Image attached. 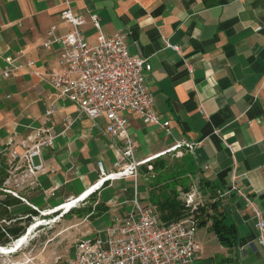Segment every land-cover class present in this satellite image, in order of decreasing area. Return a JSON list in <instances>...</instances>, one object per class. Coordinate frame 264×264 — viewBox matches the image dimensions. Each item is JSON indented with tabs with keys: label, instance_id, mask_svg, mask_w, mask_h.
<instances>
[{
	"label": "crops",
	"instance_id": "obj_1",
	"mask_svg": "<svg viewBox=\"0 0 264 264\" xmlns=\"http://www.w3.org/2000/svg\"><path fill=\"white\" fill-rule=\"evenodd\" d=\"M67 1L85 19L80 29L88 42L94 43L99 33L90 18L95 14L103 33H125L130 54L147 57L151 65L146 84L160 121L169 120L170 132L129 114V132L137 143L133 158L152 156L177 141L199 142L190 152L198 168L191 183L198 185L199 178L208 183L204 199L219 202L234 223L236 242L221 244L210 230L211 221L198 225L207 231L195 234L198 251L189 264H264L258 216L243 196L226 193L235 176L264 219V0ZM65 6V0H0L1 163L7 166L36 128H51L54 134L53 146L41 151L53 172L22 178L19 170L15 186L11 180L4 184L0 167L1 230L31 217L30 204L49 209L82 194L100 177L99 162L105 174L115 171L120 142L103 132L104 120L78 117L76 106L56 96L34 73L59 69V43L44 42L68 31L60 18ZM50 26H55L52 36L47 34ZM7 56L13 58L12 73L4 77ZM30 60L34 65L26 68ZM49 107L53 112L46 115ZM65 118L74 119L67 129ZM9 139L13 144L7 146ZM131 184L129 177L104 181L97 190L104 208L82 219L95 215L94 224L108 215L107 225L115 214L124 215L131 208ZM112 187L117 191L112 193Z\"/></svg>",
	"mask_w": 264,
	"mask_h": 264
},
{
	"label": "built area",
	"instance_id": "obj_2",
	"mask_svg": "<svg viewBox=\"0 0 264 264\" xmlns=\"http://www.w3.org/2000/svg\"><path fill=\"white\" fill-rule=\"evenodd\" d=\"M65 3L60 18L68 26V31L44 42L45 46L52 41L59 43V69L44 74L34 70V73L53 88L56 96L72 102L76 106L78 117L103 119V132L120 142L115 148V171L105 174L99 162L100 177L82 194L95 192L104 181L121 177L133 180V193L131 208L124 215L115 214L100 233H87L78 238L68 257L63 260L61 256H54L52 264H189L198 251L195 234L199 220L196 214L205 204L201 189L193 182L188 190L180 191L178 198L183 204L185 214L180 219L163 223L154 207L144 204L138 197L137 181L142 164L167 153H178L181 148L193 153L199 142L177 141L152 156L141 160L133 158L137 143L129 132V114H136L144 123L158 124L167 133L170 132V122L160 121V115L154 108L153 94L146 84L147 73L151 70L148 58L130 54L125 33H103L95 14L90 18L99 33L94 43L88 42L80 29L85 19L72 11L67 0ZM54 29L55 26H50L47 34L52 36ZM167 46L179 49L176 45ZM5 61L8 66L2 71V75L8 77L12 73L10 65L13 58L7 56ZM33 65L31 60L25 64L26 68H32ZM52 112V107L45 110L46 115ZM73 120L65 118L64 129H67ZM53 138L51 128H36L32 136L21 141V152H14L12 159L7 161V166H3L0 159V167L6 174L4 184L11 180L18 186L19 170H23L22 178L42 172H53L41 158L42 149L53 146ZM12 144L13 141L9 139L7 146ZM3 150L4 148L0 149V156ZM35 157L38 158L37 162ZM5 191L25 201L16 189L8 188ZM230 192L243 196L252 206L258 216V240L264 245V219L260 217L261 210L242 188L236 185L235 176H232L231 184L226 190V193ZM82 194L66 199L58 207L78 200ZM30 206L41 215L56 207L39 210L36 205ZM71 207L73 206L62 209L69 210ZM41 220L44 219H39L36 215L31 216V221L23 232L4 245L8 248L6 252H0L5 256L0 259V264H45L43 258H38L30 247L35 238L33 233L37 229L34 228ZM34 225L36 226L32 228ZM21 239L22 242L17 246L16 242Z\"/></svg>",
	"mask_w": 264,
	"mask_h": 264
},
{
	"label": "trees",
	"instance_id": "obj_3",
	"mask_svg": "<svg viewBox=\"0 0 264 264\" xmlns=\"http://www.w3.org/2000/svg\"><path fill=\"white\" fill-rule=\"evenodd\" d=\"M163 156L153 158L142 164L140 168L148 174L144 185L147 190L145 204L154 207L161 222L169 223L180 219L185 214L178 195L180 191L190 188L191 179L198 172V168L195 159L185 148L179 149L178 153L175 152L172 159ZM207 185L208 183L204 179L199 178L198 186L203 194L207 193L204 190ZM141 201L143 202L142 199ZM218 203L217 200L208 201L199 208L196 214L199 220L198 225L211 221L210 230L215 233L220 243L231 246L236 242V229L234 223L225 214L224 210L220 209ZM101 209L102 207L96 213H99ZM90 212L91 214L95 213V209H91ZM29 213L37 215L38 211L29 208ZM30 221L31 217L28 215L22 225L0 229V244L6 245L12 239L18 237Z\"/></svg>",
	"mask_w": 264,
	"mask_h": 264
},
{
	"label": "rangeland",
	"instance_id": "obj_4",
	"mask_svg": "<svg viewBox=\"0 0 264 264\" xmlns=\"http://www.w3.org/2000/svg\"><path fill=\"white\" fill-rule=\"evenodd\" d=\"M175 152L166 154L163 157H169L172 159ZM147 176L148 174L139 168V177L137 183L138 197L142 200L146 198L144 185L146 184ZM131 189H133V187ZM99 191H95L90 194L88 193V196L85 197V200H83V198L69 210L61 209V211L57 210L45 215H41L38 212L36 217L43 218L44 224L42 225L39 222L36 224L37 226L34 225L36 226L34 229H37L33 233L35 238L31 242L30 247L32 248V252L38 258H43L45 264H52L54 256H61L63 260L66 259L73 250L74 244L78 238L89 232L100 233L105 227L107 220H109L108 215L99 221H96L94 224L90 221H92L91 219L95 218V215L89 216L87 220L82 219L84 215L91 213V209H95L96 213L100 207H102V209L104 208V201H101L100 203V200L97 198L100 193ZM110 191L114 193L117 191V189L112 187L110 188ZM37 202L38 204L41 203L40 200ZM206 202L207 201H205V203ZM110 216H112V214H110ZM205 231H207L205 226L198 227L196 229V237L199 235V233H203ZM3 257H5L4 254L0 253V259Z\"/></svg>",
	"mask_w": 264,
	"mask_h": 264
},
{
	"label": "bare ground",
	"instance_id": "obj_5",
	"mask_svg": "<svg viewBox=\"0 0 264 264\" xmlns=\"http://www.w3.org/2000/svg\"><path fill=\"white\" fill-rule=\"evenodd\" d=\"M89 192H85L84 194H82L80 197H79V199L78 200H75V201H71L70 203H67L66 205H62V206H60V207H55L54 209H50L48 212H45V214H50V213H52V212H55V211H57V210H61L62 208H67L68 206H74V205H76L79 201H81V199H83L84 197H86V194H88ZM84 199H86V198H84ZM83 199V200H84ZM39 219H42V218H39ZM39 223V222H38ZM40 224H44V222H43V220L42 221H40ZM46 224V223H45ZM35 226H32V228H34ZM20 242H22V239L21 240H19V241H17L16 242V244H17V246L20 244ZM8 248V247H7ZM7 248L6 247H4V246H1L0 245V252H6L7 251Z\"/></svg>",
	"mask_w": 264,
	"mask_h": 264
},
{
	"label": "clouds",
	"instance_id": "obj_6",
	"mask_svg": "<svg viewBox=\"0 0 264 264\" xmlns=\"http://www.w3.org/2000/svg\"><path fill=\"white\" fill-rule=\"evenodd\" d=\"M90 192H92V191H89V193H90ZM87 195H88V194H86V196H87Z\"/></svg>",
	"mask_w": 264,
	"mask_h": 264
}]
</instances>
